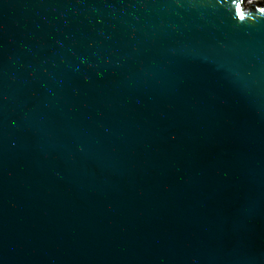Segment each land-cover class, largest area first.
I'll use <instances>...</instances> for the list:
<instances>
[{
  "label": "water",
  "instance_id": "water-1",
  "mask_svg": "<svg viewBox=\"0 0 264 264\" xmlns=\"http://www.w3.org/2000/svg\"><path fill=\"white\" fill-rule=\"evenodd\" d=\"M0 264H264V0H0Z\"/></svg>",
  "mask_w": 264,
  "mask_h": 264
}]
</instances>
